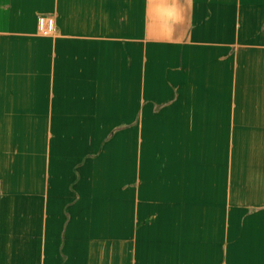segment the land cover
Wrapping results in <instances>:
<instances>
[{"label": "crops", "instance_id": "1", "mask_svg": "<svg viewBox=\"0 0 264 264\" xmlns=\"http://www.w3.org/2000/svg\"><path fill=\"white\" fill-rule=\"evenodd\" d=\"M0 264H264V0H0Z\"/></svg>", "mask_w": 264, "mask_h": 264}, {"label": "built area", "instance_id": "2", "mask_svg": "<svg viewBox=\"0 0 264 264\" xmlns=\"http://www.w3.org/2000/svg\"><path fill=\"white\" fill-rule=\"evenodd\" d=\"M38 30L41 34L46 35L52 33L54 30V21L52 18L45 16L39 17L38 19Z\"/></svg>", "mask_w": 264, "mask_h": 264}, {"label": "bare ground", "instance_id": "3", "mask_svg": "<svg viewBox=\"0 0 264 264\" xmlns=\"http://www.w3.org/2000/svg\"><path fill=\"white\" fill-rule=\"evenodd\" d=\"M178 164V163H177ZM173 168V167H172ZM159 178V177H158ZM181 186V185H180ZM147 249V248H146Z\"/></svg>", "mask_w": 264, "mask_h": 264}]
</instances>
